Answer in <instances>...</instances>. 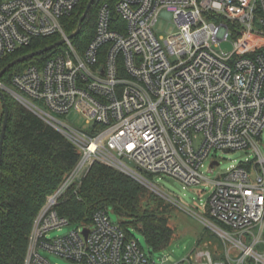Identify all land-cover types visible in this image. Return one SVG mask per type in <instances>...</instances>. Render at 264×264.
<instances>
[{
  "label": "built area",
  "instance_id": "obj_1",
  "mask_svg": "<svg viewBox=\"0 0 264 264\" xmlns=\"http://www.w3.org/2000/svg\"><path fill=\"white\" fill-rule=\"evenodd\" d=\"M80 2L0 0V61L39 38L61 36L66 47L13 75L9 86L0 80V90L80 152L38 213L24 264H53L50 255L76 264H156L108 210L51 237L74 224L58 212L63 197L94 164L147 186L143 174L196 186L208 159L210 171L217 168L212 155L219 151L255 154L211 181L209 216L201 220L221 248L161 264H264V0H116L114 10L104 3L82 51L64 31ZM160 18L175 27L166 37L155 32ZM224 42L232 52L222 50ZM71 112L94 127L85 132L60 121Z\"/></svg>",
  "mask_w": 264,
  "mask_h": 264
},
{
  "label": "trees",
  "instance_id": "obj_2",
  "mask_svg": "<svg viewBox=\"0 0 264 264\" xmlns=\"http://www.w3.org/2000/svg\"><path fill=\"white\" fill-rule=\"evenodd\" d=\"M89 2L81 0L75 11L64 19L65 33L71 35L77 30ZM104 3H109L114 10L116 0H97L93 4L80 34L74 38L77 43V38L84 34V41L77 45L79 50H84L93 40L98 12ZM60 40L61 36L57 35L36 39L31 46L1 60L0 72L12 61ZM61 49L57 47L15 65L1 77V82L9 86L13 75L32 65L42 66ZM5 97L9 123L0 168V264H24L34 221L47 198L61 187L77 165L80 152L57 129L9 94ZM0 106L2 108L1 101ZM2 117L4 119L3 108ZM149 194V190L132 177L94 164L81 183L68 190L58 212L72 223L86 224L95 212L111 209L128 238H131L128 227H132L144 236L151 252H161L170 246L175 230L161 209L162 202H157L155 209L144 205ZM207 214L209 216V212Z\"/></svg>",
  "mask_w": 264,
  "mask_h": 264
},
{
  "label": "rangeland",
  "instance_id": "obj_3",
  "mask_svg": "<svg viewBox=\"0 0 264 264\" xmlns=\"http://www.w3.org/2000/svg\"><path fill=\"white\" fill-rule=\"evenodd\" d=\"M174 29L175 27L171 20L160 18L155 27V32L157 35L166 37ZM75 39H73V44L77 47L80 42L84 41V34L77 38V43H75ZM221 47L225 52L233 51L231 42H224ZM65 49L66 47L63 46L61 51ZM59 119L61 122L85 132H89L94 127V124L87 123V118L81 113L71 112L64 117H59ZM2 120V108L0 106V131ZM261 146L264 152V141L261 142ZM212 157L217 160V168L211 172L212 158L208 159L205 162V166L201 169V174L205 179L196 186L187 187L180 180L170 176L157 175L149 177L147 174H143L144 178L153 184L152 187L141 183L150 193L144 199V205H149L150 209H155L157 202H162L161 209L165 212V216L169 218V225L175 230L174 238L168 248L161 252H152V257L156 264H161L166 259L181 261L199 249L209 248L211 251L216 252L217 249L221 248L222 241L220 238L201 220L208 218V202L214 190L211 181L220 178L232 168L247 164V161H254L255 154L248 151H235L225 154L219 151L214 153ZM109 212L112 221L119 224L120 219L111 209ZM79 225L74 223L61 231L51 232L50 236L64 235ZM128 232L131 238L137 240L149 252V247L141 233L132 227H128ZM49 259L53 264H76L53 255H50Z\"/></svg>",
  "mask_w": 264,
  "mask_h": 264
},
{
  "label": "water",
  "instance_id": "obj_4",
  "mask_svg": "<svg viewBox=\"0 0 264 264\" xmlns=\"http://www.w3.org/2000/svg\"><path fill=\"white\" fill-rule=\"evenodd\" d=\"M97 0H90V2L88 3L87 5V8L84 12V14L82 15V17L80 18V21H79V25H78V28L77 30L69 35L68 39L69 40H72L74 39L75 37H77L80 32H81V27H82V24L84 23V21L86 20L93 4L96 2ZM65 43V40L62 39L60 40L59 42L55 43V44H52L44 49H41L39 51H36V52H33V53H30V54H27V55H24L14 61H12L11 63H9L1 72H0V79L1 77L6 73L8 72L12 67H14L15 65L17 64H20V63H23L29 59H32L36 56H39V55H42L48 51H52L54 50L55 48L57 47H61L63 46ZM0 100H1V103H2V108L4 110V119H3V123H2V127H1V133H0V168H1V164H2V157H3V146H4V141H5V137H6V132H7V128H8V123H9V110H8V107H7V103H6V97H5V93L0 90ZM226 153H228V151H226ZM130 166H132L133 168H136V165L133 163V162H129ZM216 165V163L213 164V166ZM137 170L139 172H143L142 169L140 168H137Z\"/></svg>",
  "mask_w": 264,
  "mask_h": 264
}]
</instances>
